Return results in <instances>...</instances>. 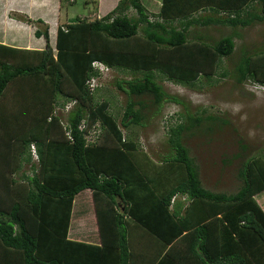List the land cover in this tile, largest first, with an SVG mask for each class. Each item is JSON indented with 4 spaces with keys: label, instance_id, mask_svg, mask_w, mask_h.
I'll list each match as a JSON object with an SVG mask.
<instances>
[{
    "label": "trees",
    "instance_id": "trees-1",
    "mask_svg": "<svg viewBox=\"0 0 264 264\" xmlns=\"http://www.w3.org/2000/svg\"><path fill=\"white\" fill-rule=\"evenodd\" d=\"M256 4L260 15L249 12ZM18 14L12 18L35 27L46 48L0 44V264H264V209L256 199L264 192V155L238 166L236 192H214L185 144L203 118L171 125L170 152L156 168L124 133L143 125L145 110L157 115L165 103L183 104L161 78L194 89L234 53V36L208 44L190 39L191 27L262 22L264 0H162L154 22L142 0H121L101 19L61 25L55 49L48 24ZM242 59L238 83L264 86V51ZM94 62L130 76L118 83L129 96L120 122L110 101L97 99L101 84L90 89L100 76ZM74 101L64 125L56 108ZM26 163H33L30 174L22 172ZM86 190L100 245L69 238L74 201ZM178 195L186 197L181 205L173 201Z\"/></svg>",
    "mask_w": 264,
    "mask_h": 264
},
{
    "label": "rangeland",
    "instance_id": "rangeland-1",
    "mask_svg": "<svg viewBox=\"0 0 264 264\" xmlns=\"http://www.w3.org/2000/svg\"><path fill=\"white\" fill-rule=\"evenodd\" d=\"M98 0H64L61 4V23L65 25L67 11L69 20L78 21L80 18L93 21L97 16ZM113 0H105V13H110L116 9ZM144 4H149V0H143ZM162 3V0H156ZM156 3H154L155 5ZM110 5V6H109ZM153 5V6H154ZM249 12L260 15L261 6L251 7ZM154 12H151V20H159ZM209 11L198 13L199 16L210 15ZM46 15V11H34L33 15ZM150 14V12H149ZM22 15V14H18ZM130 16L136 15L130 12ZM227 17V13L221 14ZM102 18V15L100 14ZM99 18V19H101ZM179 20L174 21V26L178 29L182 27ZM42 29V28H41ZM234 36L236 48L234 53L227 58H223L220 69L216 76L208 80L205 76L197 82L194 89L160 79V84L165 91L171 95L178 96L183 100V104L165 103L160 114L155 115L153 111L145 110L146 116L143 125L133 126L124 133L134 138L141 147V150L150 157L146 158L148 165H152V160L160 165L159 160H163L170 152L168 144L169 128L177 123H189V117H200L204 119L201 128L193 129L185 137V144L190 150V154L195 158L200 168L201 179L206 188L214 192H236L240 186L237 179V168L245 158L264 155V86L252 81L239 84L237 81V69L245 55H252L254 52L264 51V21H256L248 27H223L193 26L189 30V37L202 36L208 44H215L220 39L227 36ZM55 48V47H53ZM33 60V59H31ZM19 63V60L15 61ZM127 74L116 70L107 72L100 79V88L96 92L97 99L108 100L111 103L110 112L114 114L120 122L125 109L129 103L127 93L118 87L122 80L130 79ZM62 103V101H60ZM72 104V103H71ZM77 105L73 102V108L68 109L69 103L65 107L56 108V115L61 117L64 125L67 124L69 113ZM208 117L216 118V121H207ZM95 132L89 135V140L94 142L101 132V126L97 125ZM33 163L38 165L35 148L31 147ZM23 165L22 172L32 173V164ZM18 173L15 177L20 178ZM174 184V181L170 184ZM85 194H80L76 198L74 209V224L77 223L81 201ZM257 201L264 209V193L257 196Z\"/></svg>",
    "mask_w": 264,
    "mask_h": 264
},
{
    "label": "crops",
    "instance_id": "crops-1",
    "mask_svg": "<svg viewBox=\"0 0 264 264\" xmlns=\"http://www.w3.org/2000/svg\"><path fill=\"white\" fill-rule=\"evenodd\" d=\"M120 1L121 0H113L110 5L114 4L113 8H115ZM149 2V4L145 5L142 0V3L148 12H150V17H152L151 12H154L153 14L156 16L159 15L162 3L156 2V0H149ZM154 3L156 4L154 5ZM97 4L98 11L96 18H101L100 14L102 17L109 14L103 12L104 7L107 6V4H105V0H98ZM61 9V0H0V44L30 51H42L46 48L45 38L36 37L35 27L12 18V14L20 13L26 14L35 20L42 19L46 24H48L50 26V44L52 48H56L58 28L61 26L59 25V23H61ZM38 10L46 11L47 16L44 14L34 16V11ZM69 17V12L67 11L66 20L68 21L65 25L71 24ZM80 194H85V197H83L81 201L77 202V205L80 206V210L78 212L79 216H77V223L75 226H73V224L76 199L74 201L69 238L75 241L100 245V232L94 206L93 193L90 190H86ZM174 198L175 200L173 201H176L179 205L186 201V197L182 195H178Z\"/></svg>",
    "mask_w": 264,
    "mask_h": 264
},
{
    "label": "built area",
    "instance_id": "built-area-1",
    "mask_svg": "<svg viewBox=\"0 0 264 264\" xmlns=\"http://www.w3.org/2000/svg\"><path fill=\"white\" fill-rule=\"evenodd\" d=\"M71 2H73V0H71ZM93 67L96 68V69H99V72H100V76L99 77H96V78H93L90 82H89V86H90V89L91 91H94L96 90V88L100 85V79L102 76H104L108 71L109 69L106 68L102 63L100 62H94L93 64ZM69 106H73V103L70 104ZM71 107H68V109H70ZM81 128H84V127H81Z\"/></svg>",
    "mask_w": 264,
    "mask_h": 264
},
{
    "label": "clouds",
    "instance_id": "clouds-1",
    "mask_svg": "<svg viewBox=\"0 0 264 264\" xmlns=\"http://www.w3.org/2000/svg\"><path fill=\"white\" fill-rule=\"evenodd\" d=\"M75 2V0H73V2L72 3H74ZM81 19V18H80ZM104 65V64H103ZM106 68H108L109 69V71L108 72H110L111 70H113V69H111V68H109L108 66H106V65H104ZM107 74V73H106ZM74 102H76V101H74ZM71 103H73V102H70L69 103V105L71 104ZM71 108H73V106L71 107ZM174 200H175V198H174Z\"/></svg>",
    "mask_w": 264,
    "mask_h": 264
}]
</instances>
